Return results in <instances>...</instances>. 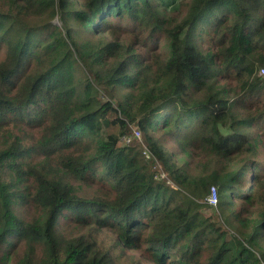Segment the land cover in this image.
<instances>
[{"label": "trees", "instance_id": "1", "mask_svg": "<svg viewBox=\"0 0 264 264\" xmlns=\"http://www.w3.org/2000/svg\"><path fill=\"white\" fill-rule=\"evenodd\" d=\"M0 264H264V0H0Z\"/></svg>", "mask_w": 264, "mask_h": 264}, {"label": "built area", "instance_id": "2", "mask_svg": "<svg viewBox=\"0 0 264 264\" xmlns=\"http://www.w3.org/2000/svg\"><path fill=\"white\" fill-rule=\"evenodd\" d=\"M135 139H138V140H142V136H141V133L140 131H137L136 129L134 130L131 138H126L125 139V142L127 144L131 143L133 140ZM206 204L209 205V206H214L216 207L217 206V202H218V199H217V193H216V190L213 188L211 193L208 195V197L206 198Z\"/></svg>", "mask_w": 264, "mask_h": 264}, {"label": "rangeland", "instance_id": "3", "mask_svg": "<svg viewBox=\"0 0 264 264\" xmlns=\"http://www.w3.org/2000/svg\"><path fill=\"white\" fill-rule=\"evenodd\" d=\"M180 1V0H179ZM260 74H261V72H260ZM262 75H263V73H262ZM104 96V97H103ZM102 96V98L103 99H105V97H106V95L104 94ZM137 128V126L136 125H132L131 126V129L134 131L135 129ZM24 131H26L27 132V134L29 135H32V131L31 130H29V129H27V130H24ZM111 132H113V133H118V128H113V129H111L110 130ZM132 132V131H131ZM123 135H121L120 137H122ZM185 160V159H184ZM183 160V161H184ZM29 214H34L35 213V211L33 210V209H28V211H27ZM203 214H204V216H206V217H210V215H211V213L209 212V211H207L206 209H204L203 210Z\"/></svg>", "mask_w": 264, "mask_h": 264}]
</instances>
